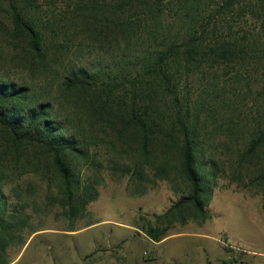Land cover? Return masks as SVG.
Listing matches in <instances>:
<instances>
[{
	"label": "trees",
	"instance_id": "16d2710c",
	"mask_svg": "<svg viewBox=\"0 0 264 264\" xmlns=\"http://www.w3.org/2000/svg\"><path fill=\"white\" fill-rule=\"evenodd\" d=\"M36 1L0 0V7L7 6L32 61L45 69L50 52L32 16ZM90 9L92 15L109 17L105 39L114 50L97 61L69 65L59 86L62 97L74 98L81 108L86 125H68L53 102L36 98L29 85L0 81V177L17 180L31 173L49 188L55 184L63 215L76 220L99 196L101 179L86 177L85 165L95 167L91 153L99 142L105 143L119 158L130 160L126 172L134 168L139 179L148 176L146 168L159 180L173 174L183 179L187 192L159 220L191 210L205 221L219 169L206 145L209 133L241 124V107L235 101L239 94L216 95L225 88L221 73L231 72L236 81L249 69L250 91L253 81L264 77L262 37L258 33L246 39L236 20L249 19L251 11L260 21L262 5L243 0H112L104 6L92 3ZM138 44L150 46L139 56L128 54ZM213 95V101L206 98ZM258 107L262 114L251 122L249 145L240 153L233 177L247 178L248 185L264 194V100ZM214 114L219 124L211 130ZM2 190L0 185V259L9 264L6 247L23 242L27 217L8 213ZM167 230L144 228L155 242Z\"/></svg>",
	"mask_w": 264,
	"mask_h": 264
},
{
	"label": "rangeland",
	"instance_id": "374dc122",
	"mask_svg": "<svg viewBox=\"0 0 264 264\" xmlns=\"http://www.w3.org/2000/svg\"><path fill=\"white\" fill-rule=\"evenodd\" d=\"M111 1L35 2L32 16L45 34L50 52L45 69L32 61L29 45L17 36L7 6L0 7V81L29 85L36 98L53 102L55 110L68 125H86V121L80 119L82 113L78 109L81 108L74 103V98L62 97L60 77L69 65L97 61L114 50L108 45L111 42L105 39L108 35L105 21L109 17L105 13L92 15L90 9L92 3L104 6ZM243 2L260 3L262 16L257 22L249 11L252 18L236 19L241 24V29L237 31L246 39L260 33L264 43V0ZM149 46L135 45L133 52L128 54L139 56ZM226 71L221 73L224 77L220 78L225 88L218 90L216 95L221 97L225 91L226 95L239 94L235 101L241 107V124L234 129L218 128V132L209 133L206 145L217 160L219 169L218 182L207 207L209 216L205 221L196 218L191 210L182 214L176 211L171 219L159 220L158 217L165 215L187 192L183 179L173 174L169 180H159L148 168L145 169L148 176L139 179L133 176L134 168L126 172V165L132 164L130 160L119 158L112 145L99 142L91 153L95 167L90 166L91 163L85 165L86 177L101 179L99 196L79 219L70 220L63 215L56 200L59 195L55 184L49 188L47 181L28 172L17 180L10 178L5 181L0 177L2 191L7 197L8 213L19 211L27 217L24 218L26 224L23 231V242L26 244L18 240L9 244L5 260L9 264H89L93 254L101 252V255L110 257L109 264H151L157 250L144 228L157 226L168 227L166 237L182 233L190 235L171 239L163 248L174 247L177 253L194 259L199 250L208 246L207 260L213 264H218V259H222L224 264H233L235 260L247 261L244 257L252 255L247 251L264 249V194L248 185L247 178L240 180L233 177L239 155L249 145L251 122L258 120L262 114L258 105L264 100V77L253 81L255 83L250 91L252 79L249 69H244L242 77L236 81L230 77L231 72ZM193 86L190 83V87ZM206 98L213 101L215 96ZM72 112H79L80 116H69ZM218 119V114H214L211 130L219 124ZM98 131L100 129H94V132ZM97 245L105 249L91 254ZM221 246L228 253L219 250ZM238 247L245 249L239 253L240 256L236 250ZM250 264L257 263L252 261Z\"/></svg>",
	"mask_w": 264,
	"mask_h": 264
},
{
	"label": "crops",
	"instance_id": "0c3cea01",
	"mask_svg": "<svg viewBox=\"0 0 264 264\" xmlns=\"http://www.w3.org/2000/svg\"><path fill=\"white\" fill-rule=\"evenodd\" d=\"M92 226V225H90ZM89 226V227H90ZM132 229L135 231V226L132 227ZM132 235H130L131 237ZM185 236H190L189 234H174V235H170L164 239H162L159 242H155L152 240V242L156 245V257H154V259L152 260L151 264H213V262H210L207 260V253H208V246H204V248L202 249V251L199 250V255L196 256L194 259H191L190 257H188L187 255H183V254H179L176 251H174V247H172L171 249L166 250L165 248H163L162 246L164 244H166L168 241H170L171 239H177V238H181V237H185ZM217 241V240H216ZM217 247V245H216ZM221 251H224L226 253H228V251L224 248V247H219ZM239 249L245 250L243 248L238 247ZM238 248H236L237 252H238V256L239 253L241 251L238 250ZM105 247H99L94 246L93 249L91 250V254L95 253L98 250H104ZM252 252L250 256L244 257L247 261H237L235 260V262L233 264H250L252 261H255L257 264H264V249H255V251H250ZM85 256V255H84ZM257 256V257H256ZM110 257L106 254L101 255V252H98L97 254H93L92 258L88 261L90 262L89 264H109L111 261L109 259ZM189 258V259H188ZM80 263H82L80 261ZM218 264H224V261L222 259H218Z\"/></svg>",
	"mask_w": 264,
	"mask_h": 264
},
{
	"label": "built area",
	"instance_id": "2783aa9c",
	"mask_svg": "<svg viewBox=\"0 0 264 264\" xmlns=\"http://www.w3.org/2000/svg\"><path fill=\"white\" fill-rule=\"evenodd\" d=\"M238 250H239V251H244V250H242V249H239V248H238ZM249 252H250V251H247V253H249ZM250 253H252V252H250Z\"/></svg>",
	"mask_w": 264,
	"mask_h": 264
}]
</instances>
